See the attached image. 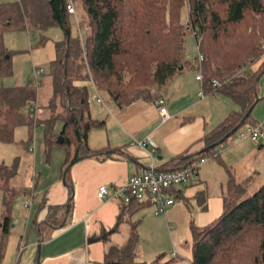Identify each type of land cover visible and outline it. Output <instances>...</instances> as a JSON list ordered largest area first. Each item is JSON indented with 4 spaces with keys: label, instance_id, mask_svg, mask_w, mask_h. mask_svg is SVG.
I'll use <instances>...</instances> for the list:
<instances>
[{
    "label": "trees",
    "instance_id": "16d2710c",
    "mask_svg": "<svg viewBox=\"0 0 264 264\" xmlns=\"http://www.w3.org/2000/svg\"><path fill=\"white\" fill-rule=\"evenodd\" d=\"M69 3L73 4L74 13L68 12ZM183 4L188 8L185 22L180 14ZM72 16L78 35L72 32ZM50 26H58L63 33V38L55 43V57L50 63V103L60 104L62 111L56 117L63 126L58 133L45 127L44 145L48 157L55 145L64 151L62 168L66 177L77 159L97 155L88 147L87 136L91 129L105 124L90 116L88 88L77 82L90 81L97 92H104L118 106L139 99H159L161 91L185 67L195 65L199 69L185 56L187 32L193 34L196 48L204 58L200 66L204 95L220 92L238 104L240 110L231 112L206 133L204 149L185 158L175 156L173 161L177 163L167 169L189 167L196 171L195 165L202 158H218L222 163L216 149L229 132L250 121V111L257 102L256 80L264 71V0L0 2V78L12 74V51L4 46V33ZM257 61L259 66L253 70L251 65ZM215 80L219 86H213ZM36 99L35 86L0 84V142H13L18 126L34 128L37 117L29 106ZM225 168L228 181L223 212L206 227H190L191 255L185 264H264V182L251 195L244 196V185L235 181L230 168ZM12 173L8 165L0 162V190L5 192L4 230L11 223L13 196L7 192ZM176 192L172 191L174 197ZM54 209L51 207L50 213ZM49 216L41 223L40 231L50 223ZM110 233L102 231L91 240L107 242ZM137 247L138 240L131 232L124 244L108 248L102 264H178L176 256L165 257L164 253L150 261H138ZM3 255L0 239V264Z\"/></svg>",
    "mask_w": 264,
    "mask_h": 264
},
{
    "label": "crops",
    "instance_id": "0c3cea01",
    "mask_svg": "<svg viewBox=\"0 0 264 264\" xmlns=\"http://www.w3.org/2000/svg\"><path fill=\"white\" fill-rule=\"evenodd\" d=\"M8 1L10 0H0ZM191 68L194 69V74L182 70L173 79L168 90L166 88L161 91L159 99L170 115L165 121L160 118L158 104L153 101L139 99L118 106L107 94L97 92L89 81L91 86H86L90 116L105 121L103 127L91 129L87 136L88 147L98 153L77 159L70 167L67 177L65 173L66 184L62 183L63 153L59 177L48 185L42 201L36 203L37 207L33 214L30 213L27 221V227L30 226L34 232L26 231L25 235L28 238L32 234L34 238L30 245L25 241L28 246L23 254L29 249L34 252H30L23 264L36 263L38 246L39 264H102L109 247L124 244L131 233L132 222L134 224L135 221L139 222V225L137 223L134 226L138 232H159L169 222L178 231L175 221L179 216L185 217L190 198V193L184 189L187 185L175 189L177 198H183V204L175 203V199L163 213H156L149 200L134 201L126 205L115 195V190L123 187L131 175L148 169L152 162L158 169H167L177 163L176 160L173 161L175 156L185 158L200 152L205 148L206 133L218 126L231 112L240 110L238 104L220 92L199 96L201 84L196 79L195 65ZM255 97L257 102L250 111V121L243 123L247 125V129L264 120V71L256 80ZM233 133L225 138L224 142L228 141L226 145L216 149L222 161H217V165L225 173L222 174L215 164L204 165L206 161L200 165L197 174L198 167L195 174L197 177L194 175L191 182L199 180L206 183L203 177L205 173L210 170L215 173L214 176L219 180L221 195L218 198L221 206L224 197L222 189L226 193L228 181L225 167L230 168L237 183L253 182L252 188H258L264 182V140L257 147V143L249 138H231ZM147 138L157 146L153 159L149 148L136 144ZM100 185H106L108 190V196L102 200L96 195ZM199 191L202 190L197 192ZM28 194L31 197L27 195L26 200L30 197L33 203V193ZM51 207L56 209L50 213ZM48 214L50 223L44 224L40 231V225L48 219ZM52 220L60 222L55 224ZM102 231L111 232L107 242L91 240ZM172 247L170 256H177L175 245ZM157 255H147L143 246L137 247L138 261H150ZM189 259L190 257L186 258L181 264L187 263Z\"/></svg>",
    "mask_w": 264,
    "mask_h": 264
},
{
    "label": "rangeland",
    "instance_id": "374dc122",
    "mask_svg": "<svg viewBox=\"0 0 264 264\" xmlns=\"http://www.w3.org/2000/svg\"><path fill=\"white\" fill-rule=\"evenodd\" d=\"M180 14L181 19L185 22L188 17V8L186 4L182 5ZM71 22L73 34L78 35L79 32L75 16H72ZM84 34L85 32L82 29V35ZM62 38V30L58 26H50L44 30L29 27L27 29L8 30L4 33V46L12 51V74L0 78V84L3 86H35L37 90V99L33 105V113L36 114L37 122L32 130L27 126L16 127L13 142H0V162L8 165L13 171L9 179V191L7 192V194L12 193L13 196L12 211L10 214L11 223L7 230H4L2 227L5 217V192L0 190V239L3 242L4 251L2 264H23L30 252H34L31 251L32 249H29V251L23 254L28 244L21 247V240L24 242L28 241L30 245L34 238L32 234L28 238L27 234L25 235L26 231L28 233L34 232L30 229V226L27 227V221L30 213L33 214L34 208L37 207L36 203L42 201V198L46 194V189L49 188L48 185L59 177L60 163L64 151L59 146L55 145L49 157L47 156L44 145V128L49 127L57 133L60 132L63 126L62 120L56 117L62 111L60 104L56 102L52 105L50 103L52 97L50 63L55 57V43ZM262 46L264 47V45ZM196 50L195 38L191 32H187L185 56L191 60L196 55ZM258 65L259 61L255 62L251 68L254 70ZM35 67H42L44 70V72L39 75V81L35 78ZM183 71L189 74L195 73L194 69L189 66L185 67ZM177 76L178 75L174 78ZM173 79L168 83L169 85L173 82ZM77 85L91 86L89 81H80L77 82ZM169 85L164 89L167 88L168 90ZM170 88H172V85ZM209 97H211V95H209ZM242 132H248L247 125L240 126L238 130L231 135V138L239 139V135ZM227 143L228 141L223 142L219 148ZM259 144L261 143L258 142L256 146L258 147ZM217 161H219L218 158H210L204 165H208L209 163L215 164L216 168H219L222 174L225 173L222 167H218ZM199 170L200 166L197 170V174ZM195 174L196 171L192 173V179L196 176ZM214 175L216 174H213L211 170L207 171L203 176L206 179V183L194 180V183H189L190 185L187 184V187L184 188L190 193V198L188 199L185 217L179 216L178 220L175 221L178 231L173 229L174 225L169 222L167 224L168 226L164 230L160 229L159 232H138V229H135L134 226L135 224L137 226V223L139 225V222L135 221L134 224L132 222L133 226L130 232L136 235L138 246H143V250H145L147 255L153 256L164 253L165 257H168L173 251L172 245H175V249L178 252L176 256L178 264L183 263L186 258L190 257L192 242V230L190 227H206L208 223L210 224L217 220L223 212V202L221 206V200L218 198L219 195H221L219 180H217ZM242 184L245 187L244 196L251 195L260 187L252 188L253 182H250V184L244 182ZM222 185L223 187L225 186V181L222 182ZM198 186H201V188ZM202 186L204 187L202 188ZM198 190L202 191L197 192ZM222 191L225 196V189L223 188ZM29 192L33 193L34 196V202H31L32 205L30 208L25 206L27 195L31 197V194H28ZM175 199V203L183 204L184 202L183 198L176 197L174 200ZM207 208L208 211H206Z\"/></svg>",
    "mask_w": 264,
    "mask_h": 264
},
{
    "label": "built area",
    "instance_id": "2783aa9c",
    "mask_svg": "<svg viewBox=\"0 0 264 264\" xmlns=\"http://www.w3.org/2000/svg\"><path fill=\"white\" fill-rule=\"evenodd\" d=\"M69 13H74V6L72 3L67 5ZM197 49V48H196ZM196 55L191 61L196 64L199 69L197 70L196 79L201 83L202 74L200 70L201 63L203 61V55L199 49L196 50ZM43 73L42 68L35 69V78L39 81V75ZM220 83L215 80L213 86H219ZM202 89L199 91V96H203ZM154 104H158V112L162 121L170 118L166 107L160 99H154ZM30 110H34V107H30ZM240 139L249 138L253 142H260L264 140V120L250 126L247 133H240ZM137 145L143 148H149V154L153 159L154 152L156 150V144L150 139L136 142ZM207 158H202L196 163L198 168L201 164L206 162ZM194 171L189 167H179L173 169H158L152 164L148 169L142 173L131 175L123 187L115 190V195L121 198L122 202L129 204L131 201L149 200L150 203L155 207L156 213H163L165 209L174 203V195L172 193L177 187L187 185L191 182L192 173ZM96 195L99 199H105L108 196V190L106 185H100L97 188ZM31 198L25 201V206L30 205ZM25 245V242L21 240V247ZM174 255V254H173Z\"/></svg>",
    "mask_w": 264,
    "mask_h": 264
},
{
    "label": "water",
    "instance_id": "95a60500",
    "mask_svg": "<svg viewBox=\"0 0 264 264\" xmlns=\"http://www.w3.org/2000/svg\"><path fill=\"white\" fill-rule=\"evenodd\" d=\"M247 115V114H246ZM245 115V117H246ZM243 121V120H242ZM231 132H229L225 138L230 134ZM222 141V140H221ZM65 173H66V170L64 171V175H63V183L66 184V179H65ZM39 259H40V246H38V251H37V260H36V263L35 264H39Z\"/></svg>",
    "mask_w": 264,
    "mask_h": 264
}]
</instances>
